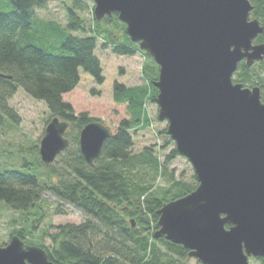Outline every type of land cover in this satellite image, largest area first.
Returning <instances> with one entry per match:
<instances>
[{"label":"trees","instance_id":"trees-1","mask_svg":"<svg viewBox=\"0 0 264 264\" xmlns=\"http://www.w3.org/2000/svg\"><path fill=\"white\" fill-rule=\"evenodd\" d=\"M90 1L73 0L68 4L67 21L61 25L39 15L49 0H0V124L5 117L16 119L9 100L19 87L47 104L48 123L53 117L70 122L65 134L69 147L53 163L42 161L37 142L28 149L32 157L24 154L26 149L5 157L0 165V206L18 213L17 221L14 220L18 226H14L13 234L27 244L45 248L56 264H188V249L165 237L154 238V233L159 228L158 210L190 193L196 185L176 180L169 172L168 164L180 156L176 145L163 163L152 149L132 152L134 133L151 125L148 105L156 102L158 95L153 82L158 78L159 65L139 43L131 40L118 13L98 20L92 6L90 18L83 17L81 14ZM251 2L254 16L264 25V0ZM117 30L122 33L117 34ZM53 38H59L60 52H49L38 44ZM100 40L104 41L103 48L111 47L115 54L134 56L140 52L152 63L143 68L146 83L134 86L114 83V100L127 104L128 117L111 132L101 155L90 165L81 152L79 137L85 125L99 120L87 112L77 113L64 97L78 87L81 69L98 83L105 81L96 54ZM256 40L264 42V34ZM236 73L237 81L248 86L264 85V60L250 67L242 61ZM161 134L166 137L164 149L175 144L167 129ZM13 154L23 160L21 165L13 162ZM145 166L154 171V179L161 171L171 184L157 190L153 182L134 175L136 168ZM193 178L197 180L195 175ZM38 188L51 191L84 215L79 224L59 225L58 231L51 235L52 247L28 239L37 222L45 217L35 193Z\"/></svg>","mask_w":264,"mask_h":264},{"label":"water","instance_id":"water-1","mask_svg":"<svg viewBox=\"0 0 264 264\" xmlns=\"http://www.w3.org/2000/svg\"><path fill=\"white\" fill-rule=\"evenodd\" d=\"M100 20L118 13L133 42L159 65L158 119L198 186L159 210L154 238L189 250L201 264H249L264 258V102L259 87L234 80L242 61L264 60V34L251 0H92ZM70 122L53 117L40 144L51 164L69 147ZM111 130L92 121L80 132L93 165ZM0 264H56L45 248L13 235Z\"/></svg>","mask_w":264,"mask_h":264},{"label":"rangeland","instance_id":"rangeland-1","mask_svg":"<svg viewBox=\"0 0 264 264\" xmlns=\"http://www.w3.org/2000/svg\"><path fill=\"white\" fill-rule=\"evenodd\" d=\"M72 1L49 0L47 8L40 10L39 15L65 25L68 6L72 4ZM87 6L88 9L81 15L90 18L92 14L91 7L95 6L94 2L90 1ZM250 18H256L253 12L250 13ZM116 33L121 34L122 32L117 30ZM38 44L49 52L57 53L61 51L59 38L43 39ZM103 44L104 41L100 40L96 54L101 60L105 81L100 84L93 76L81 69V80L78 87L73 92L65 95L64 98L72 103L77 113L87 112L90 117L105 124L111 132H115L121 120L128 117V110L126 103L115 102L113 97L114 83L121 82L129 86L146 83L143 68L152 61L140 52H137L134 56L115 54L111 47L109 49L103 48ZM237 79L238 74L235 73V82L242 83L244 87L252 88L255 84L248 86L237 81ZM9 103L14 109L16 119L10 120L5 117V122L0 124V165L3 164V160L8 154H16L19 149H26L24 154L32 157L31 150H28L30 144L37 142L40 148L41 140L49 124L47 121L50 118L47 104L31 97L22 87H19V90L10 98ZM148 108L151 115V125L134 133L135 144L132 152L137 154L145 149H152L154 155L163 163L175 144L167 146L166 149L163 148L166 137L161 134V131L167 129V121L158 119L159 106L156 102H150ZM15 154H13V162L16 165H21L23 160L16 158ZM168 169L170 173L174 174L176 180L188 181L196 187L198 186V181L193 178V175H195L194 169L186 157L181 155L176 157L168 164ZM135 174L138 178L141 177L143 181L153 182L157 190L171 184V180H168L161 171L154 179V171L149 166L136 168L134 170ZM167 176L169 177V175ZM35 191L38 195V202L41 203L45 211V217L42 222H37L33 235L28 239H32L37 243L40 241L45 246L52 247L53 238L51 235L58 231L57 227L66 223L79 224L83 222L84 215L75 206L60 200L47 189L38 188ZM18 217V213H14L5 206H0V246H5L14 235L13 230L15 229L14 226H18L16 222ZM186 262L188 264H201L194 257H188ZM249 264H264V262L259 258L251 257Z\"/></svg>","mask_w":264,"mask_h":264},{"label":"flooded vegetation","instance_id":"flooded-vegetation-1","mask_svg":"<svg viewBox=\"0 0 264 264\" xmlns=\"http://www.w3.org/2000/svg\"><path fill=\"white\" fill-rule=\"evenodd\" d=\"M256 43H259L257 40L255 41ZM263 83H256V84H254V86L252 87V88H254V87H259L260 88V90H261V94L263 93ZM260 260H262L263 262H264V258H259Z\"/></svg>","mask_w":264,"mask_h":264}]
</instances>
